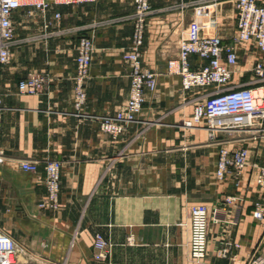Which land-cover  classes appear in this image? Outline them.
<instances>
[{
    "label": "crops",
    "instance_id": "0c3cea01",
    "mask_svg": "<svg viewBox=\"0 0 264 264\" xmlns=\"http://www.w3.org/2000/svg\"><path fill=\"white\" fill-rule=\"evenodd\" d=\"M148 2L141 63L156 73L157 86L146 95L138 122L115 140L99 131L97 117L123 110L128 98L130 67L123 55L132 37L133 0L53 6L46 29L36 10L14 13L10 62L0 67V230L18 246L17 264H98L92 258L96 233L111 245L99 264H246L258 245L264 226L252 216L257 189L250 175L243 174L239 188L229 176L216 179L219 146L208 143L202 126L183 128L201 92L183 95L179 78L166 74L186 29L230 40L235 0ZM258 4L264 7V0ZM54 12L59 21L52 20ZM81 37L91 39L93 50L86 102L77 115L72 78ZM257 57L241 45L236 70L247 72ZM29 73L43 74L46 87L38 95H19L17 83ZM219 139L238 147L233 138ZM49 160L61 162L57 211L38 208L44 186L19 166L35 161L42 173ZM229 195L244 201L226 205ZM194 204H204L210 217L201 263L188 249ZM215 210L219 224L211 222ZM226 239L240 245L233 259L216 256Z\"/></svg>",
    "mask_w": 264,
    "mask_h": 264
},
{
    "label": "built area",
    "instance_id": "2783aa9c",
    "mask_svg": "<svg viewBox=\"0 0 264 264\" xmlns=\"http://www.w3.org/2000/svg\"><path fill=\"white\" fill-rule=\"evenodd\" d=\"M96 0H0V67L10 62V46L14 38L12 18L21 8L36 10L42 20L43 28L51 21L46 14L53 6H70L93 3ZM236 31L228 42L218 36L189 35L181 37L177 55L166 62V74L179 78L183 95L202 90L194 100L189 120L183 128L202 126L209 144L218 145L215 170L216 179L222 181L229 176L234 186L241 185V177L248 172L257 191L253 201V219L264 226V162H259L250 154L246 146L228 148L220 137L232 139L229 135L235 131L244 132V139L264 140V7L258 0H235ZM151 14L148 0H133L132 37L123 59L130 67L129 94L125 107L112 115L97 117L98 129L117 139L130 125L138 122L147 94L153 93L157 86V75L144 68L141 53L144 42L145 23ZM60 14H52L53 21H59ZM249 45L258 54L246 80L241 79L242 71L236 70L239 61V47ZM93 50L92 41L81 37L76 47L75 72L73 81V109L79 115L86 102L84 84L88 77ZM237 75L238 80H235ZM46 77L41 73H29L17 83L19 95L34 96L46 87ZM0 99V139L1 126ZM246 141V140H239ZM20 169L36 176L45 189V196L39 203L41 210L57 211L59 208L61 162L49 160L39 172L35 161H22ZM240 195L226 196V205L243 203ZM213 224L222 222L215 210L211 218ZM234 225V221H227ZM210 217L204 204H194L189 208V257L195 263L204 261L208 251V231ZM132 242L131 238L127 239ZM111 245L99 233L93 237L92 258L96 263L106 261ZM240 245L232 240H222L216 256L233 259L232 250ZM20 250L14 240L0 230V264H17ZM246 264H264V233L256 248L247 256Z\"/></svg>",
    "mask_w": 264,
    "mask_h": 264
},
{
    "label": "rangeland",
    "instance_id": "374dc122",
    "mask_svg": "<svg viewBox=\"0 0 264 264\" xmlns=\"http://www.w3.org/2000/svg\"><path fill=\"white\" fill-rule=\"evenodd\" d=\"M189 35H199V36H204L199 33V29L196 27L188 28L185 31L184 37H187ZM211 36H214L212 33ZM249 60L244 62V66L242 70L244 71L246 68H248V62ZM247 62V63H246ZM243 65V62H242ZM247 72H243V75L247 76ZM199 92H202V90H198ZM244 132L240 131H235L234 133H231L229 136L233 139H235L238 146H246L250 150V154L252 157L257 158L259 162H264V140L260 141H252V140H247L246 138L244 139ZM239 140H246V141H239Z\"/></svg>",
    "mask_w": 264,
    "mask_h": 264
}]
</instances>
